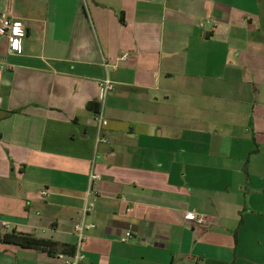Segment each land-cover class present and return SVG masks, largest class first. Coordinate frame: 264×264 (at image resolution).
<instances>
[{
  "label": "crops",
  "instance_id": "0c3cea01",
  "mask_svg": "<svg viewBox=\"0 0 264 264\" xmlns=\"http://www.w3.org/2000/svg\"><path fill=\"white\" fill-rule=\"evenodd\" d=\"M0 15L27 30L22 54L0 36V233L75 247L84 216L79 264H264V0H0ZM63 252L0 242V264Z\"/></svg>",
  "mask_w": 264,
  "mask_h": 264
},
{
  "label": "built area",
  "instance_id": "2783aa9c",
  "mask_svg": "<svg viewBox=\"0 0 264 264\" xmlns=\"http://www.w3.org/2000/svg\"><path fill=\"white\" fill-rule=\"evenodd\" d=\"M0 36L4 37L8 43V49L10 52L17 54L23 53L24 42L27 37L26 25L24 22L18 18L11 17L8 15H0ZM130 52H123L119 55L118 61L126 60L130 56ZM104 66L107 67L108 64L105 61ZM101 93H100V108L95 114V122L98 126V132L102 131L103 127L108 124V120L103 115V105L105 103L106 97L114 89L113 82L106 77L100 83ZM97 174H91V182L98 179ZM43 194H46L43 192ZM87 209H84V214ZM185 220L194 224L197 227H204L209 222L205 215L195 211L190 210L185 213ZM75 232L77 235V245L75 246V251L73 254L68 255L65 253H60L58 256L64 260V264H79L83 259V254L80 253V245L86 240V232L89 229L95 227L94 223H87L83 218L75 223ZM133 237L131 232H126L124 236L120 237V241L127 242Z\"/></svg>",
  "mask_w": 264,
  "mask_h": 264
},
{
  "label": "trees",
  "instance_id": "16d2710c",
  "mask_svg": "<svg viewBox=\"0 0 264 264\" xmlns=\"http://www.w3.org/2000/svg\"><path fill=\"white\" fill-rule=\"evenodd\" d=\"M89 108L97 113L100 108L99 102H93L89 105ZM0 242L5 244L17 245L26 249H35L47 251L50 254L56 252L59 247H62L63 253L71 255L75 251L74 246L59 244L51 239L38 238L32 234L18 232L15 229L9 232L0 233Z\"/></svg>",
  "mask_w": 264,
  "mask_h": 264
}]
</instances>
